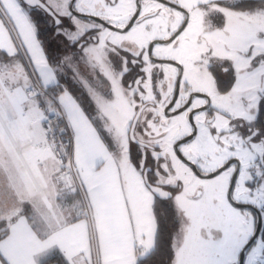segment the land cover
Segmentation results:
<instances>
[{
  "label": "snow or ice",
  "instance_id": "1",
  "mask_svg": "<svg viewBox=\"0 0 264 264\" xmlns=\"http://www.w3.org/2000/svg\"><path fill=\"white\" fill-rule=\"evenodd\" d=\"M262 104L264 0H0V264H264Z\"/></svg>",
  "mask_w": 264,
  "mask_h": 264
},
{
  "label": "trees",
  "instance_id": "2",
  "mask_svg": "<svg viewBox=\"0 0 264 264\" xmlns=\"http://www.w3.org/2000/svg\"><path fill=\"white\" fill-rule=\"evenodd\" d=\"M245 3L254 4L255 0H245ZM29 15L32 17L37 27V36L38 39L41 40L42 45L46 50L47 57L51 61H55L54 59L58 57L62 52V48L60 46V43L56 35V29H57L56 24L50 19V16L43 10L34 8L30 10ZM73 47L75 46L73 45ZM60 84H63L64 87L68 88L74 94V96L77 98V100L80 102V104L83 107H85L87 104L90 112L91 109L94 110L95 105H91L90 102L86 103L84 98L87 96V93L82 92V90L80 89L79 85L76 82L60 74L58 83L53 87H51V89L57 93V88L59 87ZM262 109H264V104H262ZM259 120L260 118H258V122ZM261 236L264 237V225L262 228ZM48 260L50 261V264L52 263L64 264V259L57 250H54L52 254L48 256Z\"/></svg>",
  "mask_w": 264,
  "mask_h": 264
},
{
  "label": "built area",
  "instance_id": "3",
  "mask_svg": "<svg viewBox=\"0 0 264 264\" xmlns=\"http://www.w3.org/2000/svg\"><path fill=\"white\" fill-rule=\"evenodd\" d=\"M56 92L52 90L51 88L47 87L44 96L45 99L51 100L52 105H55V101L53 100V97H55ZM42 107L45 105L44 101L41 102ZM58 107V106H57ZM48 118L50 123V136L52 139L57 143H63L65 145L70 146L71 141V129L68 126V122L64 117L58 116L56 111L48 112ZM63 129V131H61ZM55 264V263H52Z\"/></svg>",
  "mask_w": 264,
  "mask_h": 264
},
{
  "label": "rangeland",
  "instance_id": "4",
  "mask_svg": "<svg viewBox=\"0 0 264 264\" xmlns=\"http://www.w3.org/2000/svg\"><path fill=\"white\" fill-rule=\"evenodd\" d=\"M63 18V20H65V21H67L68 20V18L67 17H62ZM65 23V22H64ZM63 23V24H64ZM66 24V23H65ZM64 24V25H65ZM68 25H70V23L68 24ZM37 38H38V36H37ZM57 39H58V41H59V43H60V46H61V48H62V52L60 53V54H62V53H65L66 51H67V49H65V47H64V45L66 44V41H63L62 40V38H58L57 37ZM69 48H72L71 47V45H69ZM45 49V48H44ZM45 51V54H46V50H44ZM47 56V55H46ZM60 56V55H59ZM59 56L58 57H56L54 60H56V59H58L59 58ZM68 72L70 73V69L68 70ZM62 75L63 76H65V77H67V78H69L70 80H72L71 78H70V75H67V74H63L62 73ZM57 80H59V76L57 77ZM69 90V89H68ZM69 92L73 95V97L77 100V98L74 96V94L69 90ZM77 103H79L80 104V102L77 100ZM86 103H88V102H86ZM81 107H83L82 105H81ZM92 115H94L95 114V108H94V110H92L91 109V112H90ZM97 126H99V122L97 121ZM101 131H103L102 129H101ZM104 138H105V140H106V142H107V144L109 145V146H112V138L110 137V136H108V134L107 133H104ZM261 159H262V156H260V155H258L257 156V160H259L260 162H261Z\"/></svg>",
  "mask_w": 264,
  "mask_h": 264
},
{
  "label": "flooded vegetation",
  "instance_id": "5",
  "mask_svg": "<svg viewBox=\"0 0 264 264\" xmlns=\"http://www.w3.org/2000/svg\"><path fill=\"white\" fill-rule=\"evenodd\" d=\"M35 9H40V10H43L44 12H46V13L50 16V19L55 23V20H54V18H53V15H51L49 12H47V11H45L44 9H41V8H35ZM60 19H61V23H62V24H63L64 22L66 23V24L64 23L65 25H68V24L70 23L69 20L65 21V20H63L62 17H60ZM55 24H56V23H55ZM56 26L58 27L57 24H56ZM74 46H75V45H74ZM71 47L74 48L73 45H71ZM129 71L131 72V71H133V69H130ZM258 118H259V117H258ZM239 131H240L241 135H244V134L247 132V128H246V127H240V128H239ZM257 161H258L259 163L264 164V157H262L261 162H260L259 160H257ZM256 215H257V213H256ZM263 225H264V221H262V223H261V228H260V231H259L258 236H261V232H262Z\"/></svg>",
  "mask_w": 264,
  "mask_h": 264
},
{
  "label": "crops",
  "instance_id": "6",
  "mask_svg": "<svg viewBox=\"0 0 264 264\" xmlns=\"http://www.w3.org/2000/svg\"><path fill=\"white\" fill-rule=\"evenodd\" d=\"M44 48V47H43ZM45 50V49H44ZM25 63H26V61H25ZM58 83V80H57V82L56 83H54V84H50V85H48L47 87H53L54 85H56ZM46 105H43V107H45ZM104 140H105V138H104ZM105 142H106V140H105ZM107 143V142H106ZM54 250H57L60 254H61V252H60V250L58 249V248H53V250H51V252L49 253V256L52 254V252L54 251ZM61 256L63 257V255L61 254ZM63 259H64V257H63Z\"/></svg>",
  "mask_w": 264,
  "mask_h": 264
},
{
  "label": "water",
  "instance_id": "7",
  "mask_svg": "<svg viewBox=\"0 0 264 264\" xmlns=\"http://www.w3.org/2000/svg\"><path fill=\"white\" fill-rule=\"evenodd\" d=\"M48 12V11H47ZM257 216H258V213H257ZM261 223H262V221L261 220H259V218H258V220H257V226H256V235L258 236V234H259V231H260V228H261ZM255 240V237H253V241ZM251 243V242H250Z\"/></svg>",
  "mask_w": 264,
  "mask_h": 264
}]
</instances>
